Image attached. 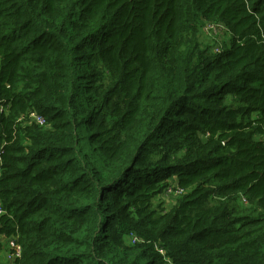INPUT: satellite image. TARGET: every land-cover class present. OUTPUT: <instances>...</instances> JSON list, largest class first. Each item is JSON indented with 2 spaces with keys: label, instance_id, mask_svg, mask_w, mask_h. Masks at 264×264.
Here are the masks:
<instances>
[{
  "label": "trees",
  "instance_id": "obj_1",
  "mask_svg": "<svg viewBox=\"0 0 264 264\" xmlns=\"http://www.w3.org/2000/svg\"><path fill=\"white\" fill-rule=\"evenodd\" d=\"M0 160L14 264H264V0H0Z\"/></svg>",
  "mask_w": 264,
  "mask_h": 264
},
{
  "label": "built area",
  "instance_id": "obj_2",
  "mask_svg": "<svg viewBox=\"0 0 264 264\" xmlns=\"http://www.w3.org/2000/svg\"><path fill=\"white\" fill-rule=\"evenodd\" d=\"M208 32L211 35L216 34V28L213 26H209ZM206 34V32H204ZM208 35V34H206ZM29 117L35 121L38 125H43L44 124V119L41 115L35 114V113H29ZM1 161V160H0ZM180 191H177L179 193ZM3 213L1 207H0V215ZM8 252H7V259H8V264H14L13 260L14 258H17L20 256V247L13 241L9 240L8 242Z\"/></svg>",
  "mask_w": 264,
  "mask_h": 264
},
{
  "label": "rangeland",
  "instance_id": "obj_3",
  "mask_svg": "<svg viewBox=\"0 0 264 264\" xmlns=\"http://www.w3.org/2000/svg\"><path fill=\"white\" fill-rule=\"evenodd\" d=\"M202 38H201V40L202 41H205V42H209V41H207L206 40V35H205V33L203 34L202 33V36H201ZM224 37H222L221 39H223ZM207 44V43H206ZM8 246H7V243H4V246H3V249L0 251V264H8L7 262H6V258H5V256H6V254H7V252H8Z\"/></svg>",
  "mask_w": 264,
  "mask_h": 264
},
{
  "label": "clouds",
  "instance_id": "obj_4",
  "mask_svg": "<svg viewBox=\"0 0 264 264\" xmlns=\"http://www.w3.org/2000/svg\"><path fill=\"white\" fill-rule=\"evenodd\" d=\"M206 35V34H205ZM206 36H208V35H206ZM40 115V114H39Z\"/></svg>",
  "mask_w": 264,
  "mask_h": 264
}]
</instances>
